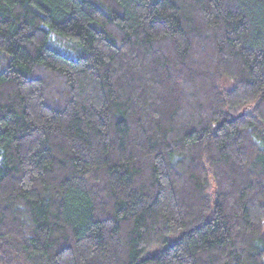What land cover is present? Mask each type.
I'll return each mask as SVG.
<instances>
[{
  "label": "trees",
  "instance_id": "16d2710c",
  "mask_svg": "<svg viewBox=\"0 0 264 264\" xmlns=\"http://www.w3.org/2000/svg\"><path fill=\"white\" fill-rule=\"evenodd\" d=\"M0 264H264V0H0Z\"/></svg>",
  "mask_w": 264,
  "mask_h": 264
},
{
  "label": "rangeland",
  "instance_id": "374dc122",
  "mask_svg": "<svg viewBox=\"0 0 264 264\" xmlns=\"http://www.w3.org/2000/svg\"><path fill=\"white\" fill-rule=\"evenodd\" d=\"M150 253H151V255H154L155 252H153V250H152V251H150Z\"/></svg>",
  "mask_w": 264,
  "mask_h": 264
}]
</instances>
